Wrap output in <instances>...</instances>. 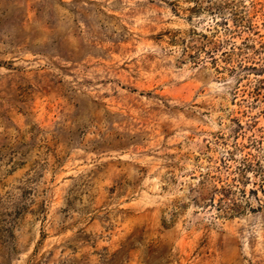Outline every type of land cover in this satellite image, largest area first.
Masks as SVG:
<instances>
[{
  "label": "rangeland",
  "instance_id": "374dc122",
  "mask_svg": "<svg viewBox=\"0 0 264 264\" xmlns=\"http://www.w3.org/2000/svg\"><path fill=\"white\" fill-rule=\"evenodd\" d=\"M0 264H264V0H0Z\"/></svg>",
  "mask_w": 264,
  "mask_h": 264
}]
</instances>
